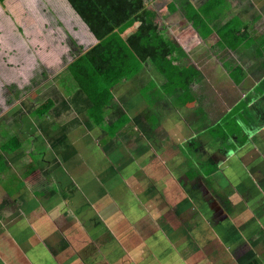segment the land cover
Returning a JSON list of instances; mask_svg holds the SVG:
<instances>
[{
  "label": "rangeland",
  "instance_id": "rangeland-1",
  "mask_svg": "<svg viewBox=\"0 0 264 264\" xmlns=\"http://www.w3.org/2000/svg\"><path fill=\"white\" fill-rule=\"evenodd\" d=\"M5 4L10 12L9 16L1 14L6 9L1 5L0 119L14 137L0 145V264H210L205 252L212 244L209 232L200 230L184 239L178 228L164 226L159 220L163 213L171 222L196 213L217 216L205 198L199 202L201 211H196L195 205L189 207L182 189L167 185L179 179L173 167L168 171L157 163L149 168L146 154L152 147L148 134L144 137L147 145L141 147L124 130V142L114 145L106 137L105 122L95 120L94 126V120L88 118L90 114L94 118L98 113L104 115L101 112L113 94L131 103L127 106L133 109L131 113H137V108L145 113L146 100L140 98L132 80L139 70L132 68L131 57L126 68L123 47L134 52L146 71L148 60L162 63L170 56L162 57L156 47L144 42L146 34L138 21H131L120 36L105 45L82 20L68 13L64 0H6ZM170 8L174 5L161 1L151 6L162 17L160 21L168 24V40L175 41L171 32L177 33L179 14L170 13ZM140 31L143 36L138 35ZM71 38L77 46H71ZM41 66L47 69V81L53 82L50 87L44 85V78L39 85L31 83ZM74 78L82 90L65 98L69 103L61 106L57 95ZM10 84H16L18 91L12 92L9 104L5 93ZM44 88L56 94L54 102L44 101L52 115L42 124H34L28 114L30 98H43ZM150 98L151 106L163 99L157 93ZM56 119L63 123L52 129ZM18 134L32 137L34 147L48 144L36 165H41L55 189L40 194L37 188L49 186L45 177L29 186L28 178L24 177L25 183L19 176L29 160L26 149L16 151L21 146ZM160 184L165 193L157 188ZM219 201L224 207H218L228 214V200ZM164 203L171 207L162 209ZM195 222L196 218L191 223ZM188 241L199 248L186 251L191 249ZM188 255L189 260L183 257Z\"/></svg>",
  "mask_w": 264,
  "mask_h": 264
},
{
  "label": "crops",
  "instance_id": "crops-1",
  "mask_svg": "<svg viewBox=\"0 0 264 264\" xmlns=\"http://www.w3.org/2000/svg\"><path fill=\"white\" fill-rule=\"evenodd\" d=\"M64 1L68 13L81 20L68 0ZM158 1L174 5L170 13L179 14L177 33H171L182 49L162 63L148 60L147 71L142 66L133 74L135 88L146 100L145 113L138 108L131 113L133 109L127 108L131 103L113 94L101 112L104 115L98 113L94 118L90 114L88 118L94 120V126L95 120L105 122L106 137L114 145L124 142V130L141 147L147 145L144 137L148 134L152 147L146 154L149 168L157 163L164 170L173 167L179 179L167 185L182 189L189 207L195 205L196 211H201L199 202L205 198L217 215H182L171 222L163 213L159 220L164 226L178 228L184 239L200 230L209 232L212 244L205 252L210 264H264V0H181L185 3L182 10L174 0ZM5 7L4 16L10 12L7 4ZM195 13L200 16L196 23ZM184 20L188 22L180 24ZM72 84L57 95L61 106L69 103L65 98L81 92L82 88L75 90ZM186 87L193 89V97L184 95ZM49 91V100L54 102L56 94ZM154 93L163 99L151 106L150 94ZM51 115L50 110L46 118ZM31 119L34 124L45 120ZM62 123L56 119L52 129ZM41 145L48 149V144ZM197 151L208 157L206 161H200ZM27 172L22 168L19 173L25 183L30 178ZM41 174L46 178L42 170ZM157 188L165 193L161 184ZM222 198L230 203L228 214L218 207L223 206ZM169 207L164 203L162 209ZM187 245L189 252L199 248L194 249L189 241Z\"/></svg>",
  "mask_w": 264,
  "mask_h": 264
},
{
  "label": "trees",
  "instance_id": "trees-1",
  "mask_svg": "<svg viewBox=\"0 0 264 264\" xmlns=\"http://www.w3.org/2000/svg\"><path fill=\"white\" fill-rule=\"evenodd\" d=\"M6 0H0V5L5 6ZM157 0H68L71 4L74 11L80 16L81 20L89 27L94 37L105 45H109V43L115 40L118 36H120L128 26L131 21H138L142 25V29L145 32L144 42L148 45H152L158 48V51L161 52V56L164 58H168L173 53H176L178 49H182L180 45L176 44L175 41H169L166 37V33L169 31L167 28V24L164 19L160 21L162 18L157 12L151 9V6ZM176 1H179L178 3ZM178 9L182 10L185 3L181 0H174ZM194 22L196 23V19L198 20L200 16L195 13L192 15ZM193 20H190L192 22ZM164 21V24H162ZM164 27L161 30L160 27ZM144 32H138V35L143 36ZM172 38H175L174 36ZM71 46H77V41H73L71 38ZM124 57L122 60L126 68L130 66L131 57L134 61L132 68L137 70L142 69L141 63L136 60L134 57V52L131 50H126L123 47ZM132 61V60H131ZM157 62V61H153ZM47 69L44 66H41V71L38 72L36 70L35 75L32 77L31 83L34 85H39L43 78L44 82L48 80ZM168 79L166 76H164ZM75 79V78H74ZM73 82L72 86L75 90L81 89L80 84L77 82ZM47 87L53 85V82L47 81L44 83ZM43 85V87H44ZM7 92L5 93L9 98L7 99L8 103H12V92L18 91L16 84H10L6 86ZM45 89V88H44ZM42 92V89L40 90ZM44 97L39 99L36 97L30 98L32 106L30 107L28 114H30L35 122H39L47 117L50 112V108L46 105L44 101L50 99L52 93L49 89H45L43 93ZM186 97L188 95H194V91L192 88L186 87V93L184 94ZM17 98L19 96L16 95ZM52 101V100H51ZM9 123V122H8ZM21 140L20 148H17L16 151L25 150L27 152L26 160H29L25 163L24 169L27 168L28 182L30 184L37 183L42 179L41 170L36 163L40 160L45 154V146L41 145L38 147H34L32 144V137H25L20 134L17 135ZM14 135H12L9 125L4 121V119H0V145L5 144L8 140H10ZM21 150V151H22ZM199 155V159L201 161L208 157H205L204 153L197 152ZM209 161V160H207ZM54 188L47 186L44 184L42 188H38L37 191H40V194L45 193L46 191H50Z\"/></svg>",
  "mask_w": 264,
  "mask_h": 264
}]
</instances>
